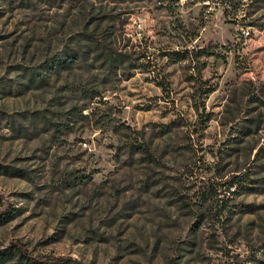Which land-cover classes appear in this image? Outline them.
I'll return each mask as SVG.
<instances>
[{
    "label": "rangeland",
    "instance_id": "1",
    "mask_svg": "<svg viewBox=\"0 0 264 264\" xmlns=\"http://www.w3.org/2000/svg\"><path fill=\"white\" fill-rule=\"evenodd\" d=\"M15 245L0 264H264V0H0Z\"/></svg>",
    "mask_w": 264,
    "mask_h": 264
},
{
    "label": "trees",
    "instance_id": "2",
    "mask_svg": "<svg viewBox=\"0 0 264 264\" xmlns=\"http://www.w3.org/2000/svg\"><path fill=\"white\" fill-rule=\"evenodd\" d=\"M54 61H56L57 62V66L56 67H58V66H63V65H65V64H67L70 60H66V61H64L63 60V58H57V59H54ZM38 79H40V78H38ZM14 248H3V249H0V261L2 262V263H4L5 262V260L14 252V251H16V252H20V255L22 256V257H25L26 259H28L29 258V256H27L25 253H23V251H22V249H21V247L18 245H15V246H13ZM53 261H60V264L64 261V258H54L53 260H44V259H41V260H39L38 261V263L39 264H54V263H56V262H53ZM66 264H69V262L67 261V263Z\"/></svg>",
    "mask_w": 264,
    "mask_h": 264
},
{
    "label": "built area",
    "instance_id": "3",
    "mask_svg": "<svg viewBox=\"0 0 264 264\" xmlns=\"http://www.w3.org/2000/svg\"><path fill=\"white\" fill-rule=\"evenodd\" d=\"M243 33H245V34H249V31L247 30H243Z\"/></svg>",
    "mask_w": 264,
    "mask_h": 264
}]
</instances>
